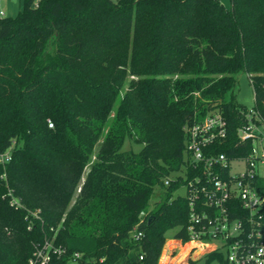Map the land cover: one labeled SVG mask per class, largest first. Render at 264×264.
Returning <instances> with one entry per match:
<instances>
[{"label": "trees", "instance_id": "1", "mask_svg": "<svg viewBox=\"0 0 264 264\" xmlns=\"http://www.w3.org/2000/svg\"><path fill=\"white\" fill-rule=\"evenodd\" d=\"M240 74L263 107L264 0H23L0 16V264L46 240L95 264H158L170 231L188 241L174 194L195 174L186 126L220 111L215 149L232 155Z\"/></svg>", "mask_w": 264, "mask_h": 264}, {"label": "built area", "instance_id": "2", "mask_svg": "<svg viewBox=\"0 0 264 264\" xmlns=\"http://www.w3.org/2000/svg\"><path fill=\"white\" fill-rule=\"evenodd\" d=\"M0 16H4L3 11ZM263 110L264 106L257 105L240 110L232 155L215 149L229 142L227 120L220 111L186 126V151L195 174L190 178L184 172L187 183L180 188H184L182 196L187 197L191 209L190 239L184 242L175 236L167 238L168 248L158 264H182L183 259L175 253L187 244L191 245V252L199 249L194 258L220 251L224 255L223 264H264ZM11 159V149L0 153V165L4 168ZM174 179L167 178L165 184L170 185ZM9 194L11 203L21 206L11 191ZM134 237L141 239L143 232H136ZM27 264H95V261L84 258L81 251H70L54 240H46L36 244Z\"/></svg>", "mask_w": 264, "mask_h": 264}, {"label": "rangeland", "instance_id": "3", "mask_svg": "<svg viewBox=\"0 0 264 264\" xmlns=\"http://www.w3.org/2000/svg\"><path fill=\"white\" fill-rule=\"evenodd\" d=\"M22 8H23V0H0V12L3 11L4 16H15ZM234 93L237 101L244 107L252 108L256 105L254 89L246 74L239 75V82L235 87ZM141 146L142 145L140 143L134 141L130 142L129 140H126L125 142L126 148H133L135 151H139ZM161 191H162L161 187L158 186L155 188V191L150 199L151 207H153L154 204L159 200ZM174 194L175 196L179 194L183 195L185 194V190L184 188H180ZM174 233L175 230L170 231L167 238L173 236ZM168 242L169 240L168 241L166 240L160 256H162L165 253L166 249L168 248L167 247ZM179 252L180 251L177 250L175 256H177ZM165 255H166L165 258L167 259V254ZM166 259L164 260V262L166 261ZM182 264H208V263L206 262V256H201L200 258L195 259L193 254L189 255L188 253L187 258L185 257ZM209 264H223V262L219 259H214Z\"/></svg>", "mask_w": 264, "mask_h": 264}, {"label": "crops", "instance_id": "4", "mask_svg": "<svg viewBox=\"0 0 264 264\" xmlns=\"http://www.w3.org/2000/svg\"><path fill=\"white\" fill-rule=\"evenodd\" d=\"M191 245L190 244H187V245H185V246H183L182 247V249L180 250V253H179V256H180V258L181 259H185V257L187 258V255H188V253H189V255H194V257L197 255V253L199 252V249L197 250V251H195V252H191L190 251V247ZM166 256V255H165ZM165 256H164V260L166 259L165 258ZM191 257V256H190ZM192 258V257H191ZM200 258V257H199ZM195 259H198V257L197 258H195Z\"/></svg>", "mask_w": 264, "mask_h": 264}, {"label": "water", "instance_id": "5", "mask_svg": "<svg viewBox=\"0 0 264 264\" xmlns=\"http://www.w3.org/2000/svg\"><path fill=\"white\" fill-rule=\"evenodd\" d=\"M227 10L231 9V0H220Z\"/></svg>", "mask_w": 264, "mask_h": 264}]
</instances>
